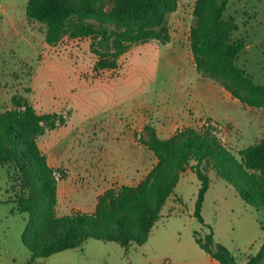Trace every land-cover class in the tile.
<instances>
[{
    "label": "rangeland",
    "instance_id": "374dc122",
    "mask_svg": "<svg viewBox=\"0 0 264 264\" xmlns=\"http://www.w3.org/2000/svg\"><path fill=\"white\" fill-rule=\"evenodd\" d=\"M12 1V2H10ZM28 0H0V113L17 96L27 97L38 113H57L66 124L39 137L48 163L66 177L58 182L59 217L94 213L98 197L112 187L140 183L156 164L142 143L145 127L162 139L177 130H200L216 123L223 144L238 157L264 138V108L243 106L218 82L197 72L190 46L196 0H180L169 17L171 41L132 48L115 72L96 75L91 40L65 39L55 47L46 29L28 19ZM226 27L246 47L237 66L264 85V0H228ZM202 208L195 217L200 182L181 174L144 245L128 251L114 242L88 240L35 264H220L196 243L214 233L237 264H249L264 245V208L248 206L235 188L211 174ZM6 168L0 169V264H27L23 243L27 214L12 213L14 198ZM264 264V259L259 263Z\"/></svg>",
    "mask_w": 264,
    "mask_h": 264
},
{
    "label": "trees",
    "instance_id": "16d2710c",
    "mask_svg": "<svg viewBox=\"0 0 264 264\" xmlns=\"http://www.w3.org/2000/svg\"><path fill=\"white\" fill-rule=\"evenodd\" d=\"M180 0H28L26 15L46 29L45 41L55 47L63 40H91L96 57L94 72H115L132 48L157 41H171L169 17ZM228 0H196L190 46L197 72L218 82L243 106L264 108V85L237 66L246 45L226 27ZM66 124L57 113H38L27 97L17 96L13 106L0 113V169L6 168L14 198L12 213L27 214L23 243L31 253L27 264L39 258L81 248L88 240L114 242L122 248L144 245L174 196L181 174L193 172L200 182L195 217L211 187V174L233 186L245 203L264 208V138L239 157L220 139L219 126L177 130L162 139L156 129L145 127L142 143L154 154L156 164L136 185L112 187L98 197L94 213L75 211L59 217L58 182L66 177L49 165L38 139ZM197 245L220 264H237L214 233H195ZM264 259V245L249 264Z\"/></svg>",
    "mask_w": 264,
    "mask_h": 264
},
{
    "label": "crops",
    "instance_id": "0c3cea01",
    "mask_svg": "<svg viewBox=\"0 0 264 264\" xmlns=\"http://www.w3.org/2000/svg\"><path fill=\"white\" fill-rule=\"evenodd\" d=\"M10 2H12V1H10ZM102 194H103V193H102ZM102 194H101V195H102Z\"/></svg>",
    "mask_w": 264,
    "mask_h": 264
}]
</instances>
